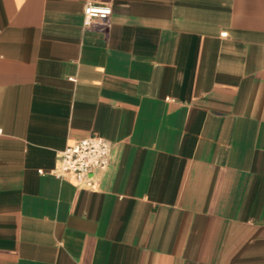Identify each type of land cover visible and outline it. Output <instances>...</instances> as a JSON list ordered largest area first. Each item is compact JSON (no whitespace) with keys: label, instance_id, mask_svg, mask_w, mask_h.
Wrapping results in <instances>:
<instances>
[{"label":"crops","instance_id":"0c3cea01","mask_svg":"<svg viewBox=\"0 0 264 264\" xmlns=\"http://www.w3.org/2000/svg\"><path fill=\"white\" fill-rule=\"evenodd\" d=\"M0 264H264V0H0Z\"/></svg>","mask_w":264,"mask_h":264},{"label":"built area","instance_id":"2783aa9c","mask_svg":"<svg viewBox=\"0 0 264 264\" xmlns=\"http://www.w3.org/2000/svg\"><path fill=\"white\" fill-rule=\"evenodd\" d=\"M112 7L87 1L84 5V23L89 25L95 17L107 18ZM225 33V32H224ZM110 163V146L97 134L78 139L60 151L59 164L53 170L58 177L73 183L88 181L97 171ZM93 186L97 185L93 183Z\"/></svg>","mask_w":264,"mask_h":264}]
</instances>
